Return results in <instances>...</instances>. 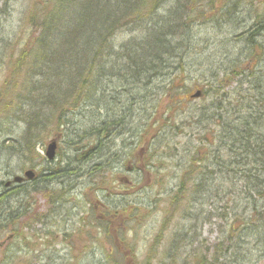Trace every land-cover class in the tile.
I'll return each mask as SVG.
<instances>
[{"label": "rangeland", "instance_id": "1", "mask_svg": "<svg viewBox=\"0 0 264 264\" xmlns=\"http://www.w3.org/2000/svg\"><path fill=\"white\" fill-rule=\"evenodd\" d=\"M256 1L260 2V0ZM37 4H39V8ZM44 6V0H0V99H4L3 105H7L0 110V120L3 114L9 112V115L2 117L1 125L2 129H8L9 133H2L0 142L3 138L8 137L12 143H17L11 151L6 149L1 151L0 149V184L12 180L15 175H23L25 170H21L19 166L26 165L39 173L37 180L27 183L31 185L29 189L38 186L46 188V191L52 189L58 192L60 189L63 193L67 192L65 198L60 202V206L55 203L50 208L52 211L57 210L58 213V215L56 213L51 215L50 225L41 224L40 221L36 222L37 219L27 221L30 227L24 228L21 235L29 237V246L36 249V251H32V259H27V264H194L193 261H198L199 254L202 256L212 255L213 247L219 241L227 240L229 234L233 241L231 244L233 251L228 257L221 258L214 264H219L224 260L230 264H264V240L262 239L264 237L261 236L262 238L258 239L249 236L245 240V246L249 247L250 251L236 249L238 238L235 231L230 230V225L235 217L242 212V208L236 209L235 204L238 198L229 194L227 190L217 198L210 195L203 197L198 204L194 205L196 208L193 219L185 216L184 201L178 210L169 206L171 199L177 196L181 197L179 185L182 181V166L185 162L180 155L182 148L199 145L201 141L205 142L202 140L204 133H199L200 128L194 123L186 125L185 131L177 130V125L189 120L191 112L204 101L203 98L192 99L190 97V94L195 91L192 88L198 85L199 80H203L207 74L208 76L210 74L218 76L224 69H229L231 62H226L228 57L233 62H237L243 57L245 60L249 54L248 47L244 44L246 39L248 42L257 40V44L264 43V34L254 38L256 34L254 32L253 34L251 31L245 34L240 32L256 21L253 16L249 15V9L240 11L236 16L237 22L228 13L225 17L220 15L212 19L213 25L207 23L203 26H196L194 29L197 32V41H199L194 52L205 54L203 63L208 69L207 74L203 73L204 66L195 65L190 58L187 64L192 66L171 76V79H175L174 90H172L174 94L163 92L162 88L168 82L167 80L156 79L152 87L143 89L141 92L139 90L132 92L138 103L134 108H131L130 101L121 95L120 100L125 103L119 109L126 114L125 122L127 123L118 128L114 127L112 137L107 139L111 140L107 144H111L110 150L114 152L115 156L112 157L110 154L108 157L101 156L99 153L96 154L95 150L90 151L89 147L81 149L87 145L86 142L77 144L82 138L79 137L81 135L78 136V140L77 136L73 134L76 132L69 129L66 132L67 136H63L60 141L56 161L45 167L61 171L62 167L67 168L73 165L81 152L87 150L91 153L87 154L85 156L87 158L79 163L84 168V175L82 173L71 174L65 178L67 180L59 178L58 181L62 180V183L58 184L55 181L44 183L41 169L43 168L42 163L47 161L45 158L46 145L56 136V133L60 134L62 128H58L55 123H50L48 120L38 124L31 117L26 118L25 115H23L24 121L19 122L18 119L15 122L16 115L13 113L17 104L14 103L12 107L8 105L9 93L16 87L12 83L9 85L11 71L8 69V65L20 55V48L23 44H35L38 39L36 36L41 32V23L36 22L30 29L27 25L30 23L32 15L44 16ZM263 7L264 4H257V8H252L251 11L259 12ZM221 8L224 7L221 6ZM232 20H234L233 23H231ZM241 20L244 22L242 23ZM226 22L231 25L226 26ZM256 27H252V30L257 29ZM31 33L33 36L28 38ZM131 34L120 32L114 38V45L119 47V44L129 39ZM13 53H15V57L10 58ZM192 54L191 51L189 55ZM9 58L10 61H8ZM260 68L264 70V64ZM256 81V77H247L241 72H236L231 81L229 78L225 79V84L230 82V85H226L221 93L233 92L244 99V106H248L249 103L254 105V96H259V94L257 91H249L248 88L257 85ZM104 88L109 95H114L115 86L109 84V81H106ZM181 93L183 96L189 95L188 103L181 108H176L174 95ZM110 104L109 107H101L103 118L105 114L112 113L111 109L115 103L111 100ZM27 108L30 115H34L40 110V107L31 108L28 106ZM151 115L152 117L148 119ZM155 116L158 117L157 123L152 128L147 127L148 124L155 121ZM70 118L74 125L73 128L84 127L81 113L75 112ZM26 138H29L31 144L35 145L34 149L30 154L20 155L17 151L24 146ZM148 148L151 149L149 153H158V155L156 159L149 162L151 164L144 166L139 162H143L144 157L146 160L149 155ZM137 153L142 154L143 157L132 156ZM102 160H104L102 165H98V162ZM127 161L138 165V170L135 173H128L125 166ZM98 167H106L107 171H99ZM78 168L80 169V167ZM125 176L135 183L134 186H136L137 180L143 190L135 193L136 188L133 186L131 188L124 187L120 179ZM241 177V174L235 177L233 174L230 177L225 176L230 179ZM219 181L220 179L217 178L216 182L219 183ZM46 184H48L47 187H45ZM4 187L0 186V190ZM46 197L44 192L30 191L29 199L33 200L32 203L36 205L33 208V213L36 214L38 209L41 212H46L48 205ZM257 204L259 207L258 219L260 218L259 222L263 223L264 200L260 199ZM85 216L92 222H99L97 217L100 220L104 219L103 222L109 228L104 232L103 229L80 227L76 222ZM31 217L35 218L36 216ZM249 218L251 216L248 215L246 219ZM89 230L93 235L95 234L94 237L89 236ZM64 232L70 233L66 240L68 242H64V237L63 240L61 239ZM49 233L54 241L57 236L61 242L54 243L49 247L51 236L46 237ZM4 239L6 236H3L1 240ZM18 241V239H13L14 250L17 249ZM42 242H45V245ZM109 251L120 255V257L111 258L108 255ZM240 252L247 253V255L240 257V261L237 262L235 255ZM19 256L24 257L25 255L21 253Z\"/></svg>", "mask_w": 264, "mask_h": 264}, {"label": "trees", "instance_id": "2", "mask_svg": "<svg viewBox=\"0 0 264 264\" xmlns=\"http://www.w3.org/2000/svg\"><path fill=\"white\" fill-rule=\"evenodd\" d=\"M218 1L45 0L46 9L50 10L43 17L32 15L29 20V25L41 23L38 39L34 45L24 44L17 59L8 65L11 71L9 85L14 83L19 89L15 97L9 98V107L14 105L15 99L22 105L24 97L22 115L41 123L45 114H52L50 123L59 126L67 124L70 111L80 108L88 119L81 134L83 138L89 133L100 132L101 127L107 129L106 122L100 127L94 120V89L99 78L111 76L116 82L119 77L128 75L134 81H141L144 77L151 82L153 70L161 75L165 70L184 71L188 67V52L197 46L192 42L196 37L193 26L196 22H204L207 16L206 19L211 20L222 14L216 7ZM130 29L135 35L121 47L120 57L116 56L112 38L120 31ZM32 36L30 34L28 38ZM241 66L232 67L223 78L231 73L235 75ZM223 81L212 76L198 85L207 87L204 94L210 96L213 86ZM243 101L239 96L227 95L210 101L191 114V121L195 120L206 129L204 139L209 143L201 142L198 147L187 151L182 178L183 196L184 206L192 201V204L197 203L208 193L221 196L226 187L221 182L215 184L214 178L241 172L239 180L230 182L229 194L238 198L236 209L242 208L238 218L246 219L249 215V224H255L260 220L257 202L264 200V111L251 103V106H244ZM186 102L185 97L177 95L176 106ZM33 103H38L40 110L30 115L27 107L33 108ZM260 104L264 105V99ZM4 115L9 112L2 117ZM24 147L33 149L29 138H26ZM193 173L196 179L189 178ZM202 174L204 177L198 180ZM24 216L21 204L13 208L9 194L0 195V226L2 224L7 229L13 225L12 221ZM220 252L216 248L215 260ZM13 258L9 257L11 263ZM197 262L211 264L208 255Z\"/></svg>", "mask_w": 264, "mask_h": 264}, {"label": "water", "instance_id": "3", "mask_svg": "<svg viewBox=\"0 0 264 264\" xmlns=\"http://www.w3.org/2000/svg\"><path fill=\"white\" fill-rule=\"evenodd\" d=\"M198 95H199V94H197V95H195V96H196V97H199ZM56 148H57V147H56V142H53L52 144L49 145V149H48V152H47V155H48L49 158H53V157H54ZM26 176H27L28 178H33V177H34V174H33L32 171H27V172H26ZM16 180H17V181H21L22 179L19 178V177H16Z\"/></svg>", "mask_w": 264, "mask_h": 264}]
</instances>
